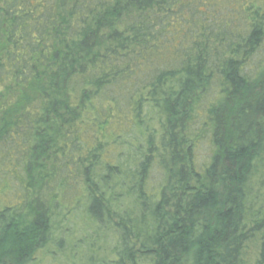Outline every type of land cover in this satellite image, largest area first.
Here are the masks:
<instances>
[{"label":"trees","instance_id":"obj_1","mask_svg":"<svg viewBox=\"0 0 264 264\" xmlns=\"http://www.w3.org/2000/svg\"><path fill=\"white\" fill-rule=\"evenodd\" d=\"M76 217L111 264H264V0H0V264Z\"/></svg>","mask_w":264,"mask_h":264},{"label":"rangeland","instance_id":"obj_2","mask_svg":"<svg viewBox=\"0 0 264 264\" xmlns=\"http://www.w3.org/2000/svg\"><path fill=\"white\" fill-rule=\"evenodd\" d=\"M80 218L62 226L64 230L37 255V264H111L116 237Z\"/></svg>","mask_w":264,"mask_h":264}]
</instances>
